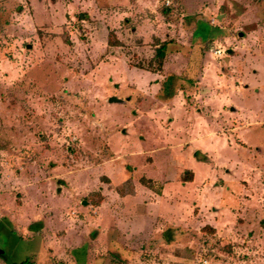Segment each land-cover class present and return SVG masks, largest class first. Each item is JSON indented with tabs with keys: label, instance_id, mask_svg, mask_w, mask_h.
I'll return each mask as SVG.
<instances>
[{
	"label": "rangeland",
	"instance_id": "374dc122",
	"mask_svg": "<svg viewBox=\"0 0 264 264\" xmlns=\"http://www.w3.org/2000/svg\"><path fill=\"white\" fill-rule=\"evenodd\" d=\"M0 264H264V0H0Z\"/></svg>",
	"mask_w": 264,
	"mask_h": 264
},
{
	"label": "trees",
	"instance_id": "16d2710c",
	"mask_svg": "<svg viewBox=\"0 0 264 264\" xmlns=\"http://www.w3.org/2000/svg\"><path fill=\"white\" fill-rule=\"evenodd\" d=\"M197 34V32L195 33V35ZM195 37V36H194ZM199 37V36H198ZM200 38V37H199ZM204 40L207 39V40H211L209 37L205 36L203 38ZM155 43L157 45V49H156V53H155V58L156 60H158L160 62V64H162V60H163V56H162V50L163 49H167L166 47H168V44L166 43H160L159 44V40H155ZM110 45H119L120 43L118 41H115V42H109ZM160 66V65H159ZM158 66V67H159ZM161 68V67H160ZM184 181H187V180H184ZM189 181V180H188ZM28 263V262H27ZM33 263V262H32Z\"/></svg>",
	"mask_w": 264,
	"mask_h": 264
},
{
	"label": "water",
	"instance_id": "95a60500",
	"mask_svg": "<svg viewBox=\"0 0 264 264\" xmlns=\"http://www.w3.org/2000/svg\"><path fill=\"white\" fill-rule=\"evenodd\" d=\"M28 48H30V45H27ZM118 100L113 98V99H110L109 102H117Z\"/></svg>",
	"mask_w": 264,
	"mask_h": 264
},
{
	"label": "built area",
	"instance_id": "2783aa9c",
	"mask_svg": "<svg viewBox=\"0 0 264 264\" xmlns=\"http://www.w3.org/2000/svg\"><path fill=\"white\" fill-rule=\"evenodd\" d=\"M220 52L218 51L217 53L215 52V54H219Z\"/></svg>",
	"mask_w": 264,
	"mask_h": 264
}]
</instances>
